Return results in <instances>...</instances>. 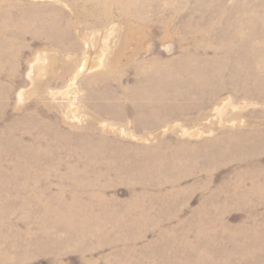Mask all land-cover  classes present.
I'll use <instances>...</instances> for the list:
<instances>
[{
	"label": "rangeland",
	"instance_id": "374dc122",
	"mask_svg": "<svg viewBox=\"0 0 264 264\" xmlns=\"http://www.w3.org/2000/svg\"><path fill=\"white\" fill-rule=\"evenodd\" d=\"M150 2L129 29L114 5L0 0V264H264V0ZM22 9L75 26L22 32ZM157 58L181 86L142 110Z\"/></svg>",
	"mask_w": 264,
	"mask_h": 264
},
{
	"label": "bare ground",
	"instance_id": "6f19581e",
	"mask_svg": "<svg viewBox=\"0 0 264 264\" xmlns=\"http://www.w3.org/2000/svg\"><path fill=\"white\" fill-rule=\"evenodd\" d=\"M64 1V0H63ZM93 1V8H102L103 10H107L108 12H110L109 10H111L112 5L117 6L118 8H120L122 15L125 17V19H127V25L129 27V29H131V26L133 25L131 23L132 19H136V20H140V22H145L146 21V13H144L145 10V6H147V4L151 1V0H91ZM69 2V1H68ZM151 3V2H150ZM70 7V6H69ZM150 7V6H149ZM83 14H81L82 16H85L86 14V7L84 5V8L82 9ZM57 12V13H56ZM57 14V15H56ZM140 14V16L138 15ZM107 15H111L110 13H108ZM159 15V14H158ZM4 18L7 20L9 19H13V14L12 13H6V15L4 14ZM75 20H72L71 18H69V15L64 12V11H51V12H30L29 10L26 9H22L19 11L18 13V19H17V15L16 18L14 20V25L16 27H19L21 29L22 32H26L27 30H32L35 33H48V34H53L55 36H60L61 37L66 34L67 31H70L74 26H75ZM134 23V22H133ZM163 24H166L167 21L163 20L162 21ZM135 24V23H134ZM187 24V23H186ZM174 25V24H173ZM226 25V24H225ZM230 25V24H228ZM227 25V26H228ZM235 26H239V31H241V29L243 28V23H235ZM141 26V25H140ZM145 26V25H144ZM226 26V27H227ZM236 26V27H237ZM139 27V26H138ZM224 28V27H223ZM128 29V30H129ZM228 29V27H227ZM182 30V29H181ZM1 31L4 32L6 31V27L3 26V28H1ZM31 31V32H32ZM131 32V31H130ZM123 34V33H122ZM126 34V33H125ZM213 34V33H212ZM247 34V33H246ZM245 35V34H244ZM254 35V34H253ZM128 35H126V37L124 38L123 41H121L122 46L120 48V50L117 52V55H119L120 57H122L121 55H123L122 53H124L126 51V48L128 47V44L130 42V38L127 37ZM215 36V35H214ZM49 38V37H48ZM63 38V37H62ZM65 39V38H64ZM213 39V38H212ZM243 39V38H242ZM193 40V39H192ZM222 40V39H221ZM60 41V40H59ZM58 41V42H59ZM214 41V40H213ZM64 42V41H63ZM194 42V41H193ZM62 43V42H61ZM60 44V43H59ZM194 44V43H193ZM233 45V44H232ZM137 54V52H136ZM139 54V53H138ZM137 54V55H138ZM230 54V53H229ZM263 54V53H262ZM230 56V55H229ZM118 57V58H120ZM194 59V58H193ZM197 60H199L198 58H196ZM132 58L129 59V61L132 62ZM261 60V59H260ZM226 62V61H225ZM120 70V69H119ZM122 70V69H121ZM124 70V69H123ZM135 70L137 72L138 75L142 76L143 82L139 83V86H136L137 88H135L134 90H130L128 96L129 97H135L136 98V94H135V90L139 91L140 94V98H147V101H144V103L138 107H143L141 108L142 110H149L151 105H155V100H153V98H151L152 93H157L156 95H159L161 97L164 98V96L162 95V93L164 92V90L166 88L168 89H172L175 90L176 92L179 91L180 86H181V81L182 79H179V81H175V79H168L167 77L169 76V72H170V64L166 63L165 60H161V58H157L155 60H148V61H144V62H138V64H136ZM189 71V70H188ZM203 71V70H202ZM191 72V71H190ZM196 72V71H195ZM98 73V72H97ZM119 73V72H118ZM112 76V73L110 72V74L107 72H105V74L102 72L100 73L98 76ZM181 78V77H180ZM177 80V79H176ZM145 81V82H144ZM177 82V83H176ZM189 84V83H188ZM157 85L158 88L155 86ZM174 85V86H173ZM173 86V87H172ZM196 86V85H195ZM171 87V88H170ZM167 89V90H168ZM165 93V92H164ZM97 96V95H96ZM95 96V97H96ZM99 96V95H98ZM179 96V95H178ZM101 97V96H100ZM111 100L112 99V95L111 94H107L106 98H108ZM154 97V96H153ZM169 97V96H168ZM176 97V96H175ZM99 99V98H98ZM169 99V98H168ZM175 100V99H174ZM179 100V99H178ZM143 102V100H142ZM163 102H161L162 104ZM157 106V105H156ZM155 108V107H154ZM163 108V107H162ZM112 111L116 112L119 111L117 105H113L111 107ZM141 109H139V111H141ZM163 110L157 109L154 111L157 112V114H161L160 112ZM165 111V110H164ZM124 113V112H123ZM151 113V111H150ZM164 113V112H163ZM158 114V115H159ZM118 115V114H117ZM144 115L146 116L147 114L144 113ZM156 115V114H155ZM165 115V114H164ZM161 116V115H160ZM162 117V116H161ZM167 117V116H166ZM121 119H125L124 117H120ZM150 119V118H149ZM160 119V120H159ZM167 119V118H165ZM165 119H161L160 117H158V122L161 120H165ZM148 120V119H147ZM139 121V120H138ZM150 121V120H149ZM156 121V120H155ZM151 122V121H150ZM154 122V121H152ZM141 124V123H140ZM139 124V125H140ZM142 125V124H141ZM170 160V159H169ZM175 160V159H174ZM173 160V161H174ZM178 161V160H177ZM162 162V161H161ZM174 163V162H173ZM176 163V162H175ZM159 164V163H158ZM149 165V164H148ZM168 165V164H167ZM174 165V164H173ZM162 166V165H161ZM171 166V165H170ZM182 166V165H181ZM159 167V166H158ZM163 167V166H162ZM175 167V166H174ZM178 168V167H177ZM183 168V167H182ZM139 169V168H138ZM163 169V168H162ZM171 170V169H170ZM174 171V170H173ZM179 171V170H178ZM167 172V171H166ZM177 172V171H176ZM175 172V173H176ZM182 172V171H180ZM188 172V171H187ZM160 173V172H158ZM140 176V175H139ZM138 176V177H139ZM160 176V175H159ZM169 176V175H168ZM176 176V175H175ZM163 177V176H162ZM178 177V176H177ZM144 179V178H143ZM181 179V178H180ZM155 181V180H154ZM176 182V181H175ZM173 183V181H172ZM137 202V201H136Z\"/></svg>",
	"mask_w": 264,
	"mask_h": 264
}]
</instances>
